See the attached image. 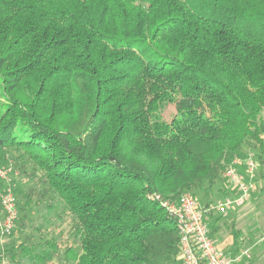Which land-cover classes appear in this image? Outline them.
<instances>
[{"label": "trees", "instance_id": "1", "mask_svg": "<svg viewBox=\"0 0 264 264\" xmlns=\"http://www.w3.org/2000/svg\"><path fill=\"white\" fill-rule=\"evenodd\" d=\"M0 89V166L21 151L44 187L25 203L52 192L80 246L14 260L182 264L162 202L223 185L248 152L264 164V0H0Z\"/></svg>", "mask_w": 264, "mask_h": 264}, {"label": "rangeland", "instance_id": "2", "mask_svg": "<svg viewBox=\"0 0 264 264\" xmlns=\"http://www.w3.org/2000/svg\"><path fill=\"white\" fill-rule=\"evenodd\" d=\"M5 104L6 99L0 89V110ZM250 153L254 155L259 164L256 180L257 189L253 193L251 201L244 207L231 211L226 217L213 216L214 221L217 219L219 227L218 233L214 235V240L218 245H222L227 252L233 254V231L240 232L238 250L250 248L252 251L250 264H264V164L261 165L258 159L261 155L259 151H251ZM21 155V151H10L6 157L7 164L0 166V168L11 170L9 179L15 184L13 190L20 211V221L15 232L9 237H0V256L2 257L0 264H30L27 260H14L8 253L12 247L22 243L37 244L43 240L56 239L62 252H65L67 246L80 249L78 239L72 229L73 217L66 206L59 202L52 192L44 201L35 198L32 204L27 205L25 203L24 195L29 189L36 188L41 191L44 187L40 185L38 178L28 176L32 172V164L27 159L20 157ZM23 165H26V172L21 170ZM0 183L2 184L1 193L7 184L1 181ZM219 189L221 193H219ZM225 195H230V190L226 183L223 185L218 184L213 189L196 193V196L203 203L220 200ZM52 203L54 208L49 209V205ZM211 220L212 217H210L209 221ZM20 222H22V226ZM51 264L58 263L52 262Z\"/></svg>", "mask_w": 264, "mask_h": 264}, {"label": "built area", "instance_id": "3", "mask_svg": "<svg viewBox=\"0 0 264 264\" xmlns=\"http://www.w3.org/2000/svg\"><path fill=\"white\" fill-rule=\"evenodd\" d=\"M259 164L250 152L233 159L224 172V183L230 190L220 200L203 203L192 193H185L179 202L163 201L162 205L176 219L180 235L182 264H245L252 259L250 248L229 253L213 239L209 219L226 217L231 211L244 207L256 191ZM11 170L0 168V181L7 184L0 193V237L11 236L20 220L15 184ZM15 187V186H14ZM160 200V196L155 197Z\"/></svg>", "mask_w": 264, "mask_h": 264}, {"label": "crops", "instance_id": "4", "mask_svg": "<svg viewBox=\"0 0 264 264\" xmlns=\"http://www.w3.org/2000/svg\"><path fill=\"white\" fill-rule=\"evenodd\" d=\"M217 243V242H216ZM222 247V245H220Z\"/></svg>", "mask_w": 264, "mask_h": 264}]
</instances>
